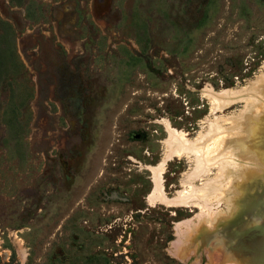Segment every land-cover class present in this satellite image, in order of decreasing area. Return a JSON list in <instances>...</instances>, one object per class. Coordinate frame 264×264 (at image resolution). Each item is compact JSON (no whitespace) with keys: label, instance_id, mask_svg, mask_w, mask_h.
<instances>
[{"label":"rangeland","instance_id":"1","mask_svg":"<svg viewBox=\"0 0 264 264\" xmlns=\"http://www.w3.org/2000/svg\"><path fill=\"white\" fill-rule=\"evenodd\" d=\"M263 72L264 0H0V264H264V87L207 94ZM166 120L221 128L191 181L211 209L147 201Z\"/></svg>","mask_w":264,"mask_h":264},{"label":"bare ground","instance_id":"2","mask_svg":"<svg viewBox=\"0 0 264 264\" xmlns=\"http://www.w3.org/2000/svg\"><path fill=\"white\" fill-rule=\"evenodd\" d=\"M261 87L262 88L264 87V72L257 77V79L254 82V85H252V87H243V88H239V89L224 90V91H221L219 94H217V92H213L212 89L207 88V90H209V92H207V94L210 93V95L213 97L214 102H212V103L216 104L215 105L216 107H219V106L222 107L223 105L227 104L225 102V100H230L234 95H239V96L240 95H244L245 93H248L247 91L250 92V89L255 90V89H259ZM256 100L258 102V99L255 98V101ZM259 102H260V99H259ZM261 105H262V103H261ZM251 110L252 109L250 108V111ZM245 114H247V112H245ZM250 117H251V115H250ZM261 118L264 119V117H261V116L258 118V121H259L258 122V126L260 127L259 129H260V135L262 137V139H261L262 142L261 141L258 142V138L259 137H258L257 133L253 134V132H251V131H246L244 133L246 135L247 139H250V140H248L249 143H247V147H249L250 149L254 148V150H255L256 147L259 146L258 144H261L263 146V150H264V141H263L264 140V127L259 125L260 120H262ZM246 121H247V118H246ZM214 122L212 123L211 128L208 129L206 134L204 136L202 135V139H199V141H198L196 138H198L199 135H196L197 137L194 138L196 140H191L189 138H186V135H185V133L183 131L178 130L175 127H173L168 120L165 121L164 124L166 126L167 131H168V138L166 139V148H165L166 151L164 153V157H163L162 161L159 162L160 164H158V165H148V169L152 173V178H153V182H154V187H153L152 191H150L148 193V195H147V201L150 203V205L154 206L156 204H165V205H170V206L172 205V206H186V207H189V206H191V205H193L195 203H198V204H202L204 206V208H206V209H208V208L211 209L212 204L208 201V198H207V196H209V194H210V190L211 191L213 190V187H212L213 185H210L211 182L207 184L206 183L207 181H205L206 184L203 183V184H205V185H203L204 188H203V186H202V188L201 187H197L198 186L197 185L195 187L196 188H200V189H195V187H194L195 184L193 182H191V181L193 180V178L203 175L204 172L207 169H209L208 167H206L207 164H209V162L212 163L214 161V160L212 161V160L205 159V157L203 156L204 153H202V150L205 152L204 149L207 148L205 146L203 147V144L207 145V143H205L207 141V138H206L207 133H209V132L213 133L214 130H215V132H217V130L219 132V129H221L219 127V125L217 123H214ZM240 122H239V124H240ZM263 123H264V121H263ZM209 124H211V121H210ZM243 125H244V123H243ZM210 133L208 134V136L210 135ZM212 136H211V138H212ZM200 137H201V135H200ZM214 138H216V137H214ZM225 139H227V138H225ZM225 139H224V141H225ZM228 139H230V138H228ZM235 139H237V138H235ZM217 140H219L218 143L220 144V141L223 140V138L222 139L218 138ZM217 140H215L212 144L215 145L217 143ZM196 142H198V143H196ZM214 145H213V147H214ZM208 146L211 147L212 145L210 144ZM213 147H211V148H213ZM209 149L210 148L208 147V151L206 150L207 153H209ZM247 152H248V150H247ZM190 153H191L190 157L192 158V160H194V164L195 165H193V167L191 168L189 179L186 178L187 180H184V183L187 182V181L189 182V180H190L189 187H192V188H191V190H185V191L180 190V191H178V193L175 196L170 197V196H168L166 194V192L164 190V185H163L164 184L163 183L164 179H163V175L162 174L164 172L165 163H166V161L172 159L174 156H177V155H183L184 156V155H187V154H190ZM259 156H260L261 160H264V151H263V153L260 152ZM255 157H257V156H255ZM205 164H206V166H205ZM206 173L207 172H205V174ZM187 189H189V188H187ZM199 190H203V192L205 190L206 193L208 191L209 194L205 193V195H203L204 193L202 191H199ZM198 193H200V194H198ZM207 206H208V208H207Z\"/></svg>","mask_w":264,"mask_h":264}]
</instances>
